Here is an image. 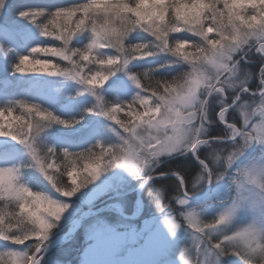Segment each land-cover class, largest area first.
<instances>
[{
    "label": "clouds",
    "instance_id": "obj_1",
    "mask_svg": "<svg viewBox=\"0 0 264 264\" xmlns=\"http://www.w3.org/2000/svg\"><path fill=\"white\" fill-rule=\"evenodd\" d=\"M146 2L149 4V7L144 9V11L149 13V15L144 20H141L139 24L135 23L139 17L131 11V8L136 6V0H128L129 7L125 11H121L122 5L117 0L115 5H105V8L111 7V11L105 12V9L98 8L93 10L92 13L95 20L99 23H104L105 18L112 21L115 17V24L121 26L122 30L126 32L122 41L110 48L114 54L104 55L101 52L102 49H106L103 45L94 49L95 59L107 58L115 60V64L105 67L103 71H111L113 74L123 72L128 79L129 75H135L137 79H145L146 77V84H151L157 89H159L161 81L169 82L171 85L162 93L163 99H161L160 95L153 98L145 97L149 101L148 107L151 109L155 105L156 110L151 111L144 118V121L138 122L130 132H125L124 129L121 130L116 123H113L117 126L114 130L119 136L117 144L122 142L123 137H137L142 143L137 144L136 150L129 159L117 164L116 162L120 161L118 156L115 164H113L111 157L108 156L104 158L105 162L102 163V167L104 171L117 166L123 168L133 180L139 182L140 188H144L147 181L151 179V170L158 163V158L162 155L183 154L189 151L195 154L198 146L208 143V140L202 138L204 124L201 123V119L203 117L198 116L197 113L206 112L207 98L213 93L223 97L225 89L238 88L240 91L245 90L244 85L247 72L245 71L244 75L239 74L241 70L238 68L237 60L234 58L236 54L247 50L248 52L254 51L259 53L264 58V0H212L205 7L199 20H195V18L191 20H179L175 18L173 15L174 0H146ZM4 3L5 0H0V7ZM152 5L155 6L154 9ZM138 27L154 37L155 42L152 46L144 43H125L129 34ZM180 32L190 33L197 39L193 41L173 35ZM137 45H143V47H137ZM41 48H44L45 51H34V49ZM40 53L45 54V56L58 57L60 60L65 61L61 56L60 47H42L37 45L32 47L28 54L21 55L29 59L31 57L30 60L36 61L35 65L48 66L45 70L41 71L38 68L34 69L33 72L59 76L67 81L81 85L82 90H78L75 93L77 96L83 93L91 94L94 98L96 95L101 96L98 90L103 87L107 80L99 85V87L86 91L87 86L79 80L70 79L58 72L52 71L55 67H67L69 66L68 64L61 66L59 63L53 64L50 59H36L34 54L38 55ZM158 53H167L174 58L171 61H166V63H183L187 65L186 69L172 75L170 78H160L153 75V69H144L138 73L126 71L127 66L132 60L144 59L155 56ZM67 54V52L64 53V55ZM21 56L12 65L15 72H18L16 71V66L19 64ZM77 58L78 54L73 57L74 60ZM92 59L93 55H90L89 60L91 61ZM124 61H127V63L125 64ZM88 69L92 71L94 67H89ZM222 69L228 71V78L221 86L217 87L218 72ZM261 69H264V63L261 64ZM19 73L26 74V71ZM129 80L137 88L133 80ZM259 84L261 88H264V79H260ZM138 90L139 92L133 97L141 94V90ZM260 102L264 103V97H260ZM119 103L126 102L105 101V107ZM30 104L41 111L55 115L52 111L38 104ZM12 107L14 109L18 108L17 105ZM4 108L0 107V110ZM244 111H247L249 116H253L251 104L236 106L238 116H241ZM0 115H3L2 111H0ZM218 115L221 117L219 119L220 122L224 123L225 108L223 106ZM106 119L112 122L108 118ZM255 119L258 125L264 126V112L259 113V116L255 117ZM165 120L167 123L162 124L161 122ZM20 121L18 120L17 123L22 124ZM34 123L40 124L37 120H34ZM53 124L57 123L49 121L40 124L39 134L44 129L50 128ZM231 133L232 129L228 127V137L231 136ZM39 134H34L35 140ZM153 140H156L159 147H146ZM245 142L247 144L246 147L242 146L239 140H234L226 151L213 150L210 155L212 166L216 169L215 173L210 171L209 168H203L202 173L198 174L196 180V185L207 187L213 180L219 181L224 179L228 170L232 168L231 174L228 175V183L234 189L235 194L223 202L220 210L210 220L202 219L200 212L194 208L185 209L183 215L180 213V216L175 218V222L178 225L176 230L182 221L189 229H192L193 240L197 246L204 240L211 243L209 238L213 234L219 233L221 236L227 234L225 233V229L231 225L234 218L246 205L259 208L260 215L264 216V206H258L264 205V160L252 158L241 164H236L239 157L252 144L259 145L264 150V138L255 143L247 142V138H245ZM37 147L44 164L38 167L28 154L31 163L27 166L37 170L59 195L71 197L82 187H79L77 191H73L70 196L65 195V193L72 191V189L77 188L81 184L84 186L91 183L99 177L98 175L95 180H92L85 171L74 172L69 176L67 173L74 166L80 168L82 165L79 160L75 161L74 165L73 161L68 159L62 160L60 158V153L69 152L67 149L57 151L53 147ZM49 148L53 149L52 153L48 151ZM26 151L28 153L27 149ZM53 155L56 157L55 166L49 168L47 164L50 156ZM234 164L236 166L233 168ZM41 167H43V171H41ZM172 174L178 176L175 172ZM21 175L22 173L18 168L16 184L27 188L28 193H40L42 196L47 197V200L38 207L32 202L31 196H26L24 193H21L18 197L10 196L5 199L3 206L0 207V239L11 241L13 244L24 245L25 241L34 237L35 241L42 243L47 238L50 229L59 222L68 205L61 204L67 206L59 213V218L51 216L49 214L51 212L50 202H58L42 192L33 191L27 187L21 182ZM73 179L76 181L75 184L72 183ZM148 192L154 197L155 202V195L161 194L163 189L157 187L155 190L149 189ZM241 193L245 197L244 199H240ZM183 196L187 198L189 193L185 191ZM253 197L256 198L254 203L250 200ZM236 200H239V206L233 208V201ZM21 204L24 205V208L20 207ZM46 204H48L47 211L45 210ZM17 208H19V211H17ZM32 213L36 215L33 216ZM189 213H194L199 221V223L196 220L192 221V224H195L196 228L203 229L204 225H209L210 227L206 230H195L184 221V216ZM37 218H41L53 225L48 229L46 235L43 229L38 226ZM238 228L241 231L228 239L221 248L204 247L201 250L203 260L200 261V264H219V257L224 255L238 257L241 264H264V222L253 218L249 223ZM170 234L174 235L175 232ZM38 245L39 243L30 245L24 252L11 250L0 252V264H21V261L22 264H39L36 258V253L40 250ZM11 253H16L17 258H11ZM181 255L184 257L182 264H197V260L188 255L187 248L181 250Z\"/></svg>",
    "mask_w": 264,
    "mask_h": 264
},
{
    "label": "rangeland",
    "instance_id": "obj_2",
    "mask_svg": "<svg viewBox=\"0 0 264 264\" xmlns=\"http://www.w3.org/2000/svg\"><path fill=\"white\" fill-rule=\"evenodd\" d=\"M11 6V1L5 0L4 5L0 7V14L3 15V19L0 20V53L8 52L7 49L15 45L19 48L17 51L22 53H18L21 56L25 55L24 53L37 45L36 37L38 35H36V33H40V31L36 24L32 23L29 18L21 17L19 13L21 11L38 10L15 9ZM79 16L80 13H77V15L73 17V20L77 19ZM8 17L11 19L10 21H7ZM35 19L38 23H43V18L41 16H37ZM61 23H63L62 19ZM72 27H75L74 24ZM137 31H143L147 34L148 43L154 44V37L139 27L130 33L125 41H135L137 39ZM86 34L88 35L86 38L87 44L90 40V33L82 31L79 33V36L84 37ZM173 35L178 38L189 40L194 38L195 40L197 39L195 36L187 32H180ZM79 36L76 34L74 37L77 38ZM53 37L55 38L54 35ZM246 52L248 51L245 50L243 53L236 54L234 58L237 60L238 64H250L249 61L246 60L248 57L246 56ZM159 54L163 55V53H158L155 56L146 57L144 59L132 60L127 66L126 71L130 72L131 68H136L139 72L144 69H150L157 64L160 59ZM253 54L255 55L258 66L256 69L257 76L255 79V88L253 90L249 89V92H244L237 89L232 93V89L230 92L229 89H225L223 97H220L216 93L208 96L205 112L206 121L204 123V133L202 136V138L208 140L207 144L198 146L195 150V154L189 151L183 154L173 153L159 157L158 163L155 164L151 170V179L147 181L144 188H140L139 182L133 180L126 171L119 166L106 171L102 170V173L95 181L84 185L75 193L77 206L72 207L68 205L67 210L60 218L62 225L52 232L49 231L47 238L42 243L36 242V244L39 243L40 245V250L36 253V258L38 259L40 257L39 264H67L62 262V259L60 262L55 260L54 258H57L55 255H50L48 259H46L48 256L47 254L51 250H59V248H62V246L66 244L72 236L79 232L80 229L83 234L81 240H77L78 245L70 249L72 260L69 264H182L184 257L181 255V250L184 248H187L188 255L193 259H196L197 264H200V261L203 260L201 250L204 247L212 248V245L222 238L221 234H213L209 238L211 243L204 240L200 242L199 246H197L193 240L192 229H189L181 221L179 228L175 231V234L172 235L165 226L164 219L166 215H171L174 218L179 217L180 213L185 209L194 208L200 212L202 219L210 220L216 212L220 210L223 202L235 194L234 189L228 183V175L231 174L232 168L228 170L224 179L219 181L213 180L207 186L209 191L203 200L195 202L187 198V204L182 206L179 205L177 201L178 199L184 198L181 181H183L185 191H187L183 177L178 173L177 176L173 175L172 172L170 173L166 170H159L158 166L164 160H174L182 155H187L189 159L188 161H194L200 168V171L203 169V166L200 163L201 160L205 161L209 166V170L212 171V166L200 155L204 150L205 153H209L210 150L221 146L224 147L223 149L226 151L231 146L232 141L227 139V125L233 124L236 127H240L242 122V117L237 115L236 104L233 103V98L239 96L238 103H243L245 101L250 102L253 99L251 95L252 92L256 93L257 98L259 97V89L261 88L259 80L264 79V71H261V64L264 63V58L254 51ZM163 56L166 58V61H171L173 59L169 54ZM39 58L40 57L37 59ZM171 66L173 65H167V72H169ZM162 67H165V65ZM184 67L186 69L187 65L185 64ZM18 76L19 77L16 78L19 82L7 88L9 94L20 95L19 98H23L26 102H29L26 103L29 107L32 106L30 103H35L52 112L59 113L57 114L58 118L63 117L66 121H77V123L68 126L53 124L50 128H46L40 132L39 136L36 138V143H44L46 147H54L51 140L58 139L63 144L69 145L68 149L67 147H63L64 149H67L71 153H79L95 146L97 142L105 147L119 142V136L114 130L117 126L120 127L119 125L112 126L104 123V121L99 120V117H101L100 115H96L94 112H88L87 109L78 118L75 116V113H71L72 108H75L74 106L77 103L72 99V96L69 97V89L65 83H53L55 90L52 87L46 86L45 81L36 79V82H34L32 79L21 77L24 75L20 74ZM41 76L44 77L45 75L42 74ZM245 88L248 89L247 87ZM138 92V89L135 88L134 84L123 72H116L111 75L108 84L99 91L100 95L109 94L111 97L109 95L107 96L111 101H126L127 99H132ZM40 93H42V95H38ZM83 94L92 96L88 93ZM149 98H151L150 95ZM10 100L11 98L2 99L0 97V106L8 104ZM58 100L62 102L61 106L56 108L55 103ZM85 104L86 103H84V105ZM229 105H231V107H229ZM222 106L225 108L224 123H221L218 117V113ZM77 108L78 107H76V110ZM127 110V107H125L118 114L121 119H128V117L125 116ZM137 110L143 112L144 109L139 105V109L137 106V109H133V112ZM22 112L25 120H28L29 116L33 119H39L35 111L28 113L23 109ZM236 120H238V126L234 123ZM55 130H59L58 133H62V136L61 134H58L56 136L54 135L55 137L53 138L52 135ZM108 130H110V132H108ZM121 130L123 129L121 128ZM99 131L102 133V136L104 135L106 138L100 136ZM69 135L71 138H69ZM10 142L16 141L12 140L10 137H0V152L7 150L5 147L3 148V146H8ZM14 145H12L13 147H8L10 151L8 150L7 153L15 150L13 148H16L17 146L14 147ZM94 151L98 152L99 148L94 149ZM252 158L264 160V150H262L259 145L252 144L239 157L236 164H241ZM104 162L105 161L103 160L102 163ZM116 163L119 164L121 161H117ZM236 164L232 167L234 168ZM79 171H82V167L77 168L76 172ZM212 172L215 173L214 171ZM161 173H163V175H161ZM178 177L180 180H178ZM164 178H172L179 187V193L173 197L171 203L168 202L170 198L166 197L163 201L159 200L158 203H156L157 201L154 202L153 209L144 208L142 194L145 189L150 187V185H154L151 188L154 190L157 187L161 188V185L163 184L161 179ZM196 180L197 178L193 180L194 184L191 187V190L187 191L189 196H198L205 190V188H207L196 185ZM194 185L196 186L194 187ZM137 195L140 196L142 204L137 198ZM155 196L160 197V194H156ZM57 198L58 197H55L54 199L57 201ZM173 202L174 204L172 205ZM88 209H91V211L85 213L81 217L82 219L79 223L78 219L79 215H81L80 213ZM162 209H164V211H161ZM253 218L264 222V216L260 215L259 208L246 205L234 218L231 225L225 229V233L230 234L234 229L249 223ZM67 230L72 231V233L66 234L50 249V251L41 257V254L48 243L57 235L66 232ZM16 251L24 252L22 250ZM61 254L65 256L66 252H62ZM64 258L67 259L66 257ZM213 259H215V257H213ZM219 264H241V261L236 256L224 255L219 257Z\"/></svg>",
    "mask_w": 264,
    "mask_h": 264
},
{
    "label": "snow or ice",
    "instance_id": "obj_3",
    "mask_svg": "<svg viewBox=\"0 0 264 264\" xmlns=\"http://www.w3.org/2000/svg\"><path fill=\"white\" fill-rule=\"evenodd\" d=\"M212 2V0H174L173 7V15L175 18L179 20H191L195 18V20H199L201 17L205 7H207L208 3ZM117 0H89L88 3L72 5L69 7L58 8L54 12L45 14L43 10L38 11H21L19 15L24 18H29L30 21L36 24L42 36H51L54 35L55 39L61 41L60 52L61 56L65 61H67V67H55L53 72H58L61 75L66 76L70 79H77L81 83L85 84L86 91H90L96 88L98 85L103 84L106 80L109 79L113 73L111 71L105 72L101 69H95L88 72L91 73L90 76L84 74V68L86 65H82V61L98 63L99 65H108L109 67L115 64L114 59H93L90 61L89 57L94 53V49L103 45L106 49H110L113 45L119 44L126 32L122 30L121 26L115 24L113 18L112 21L107 20L105 18L104 23H99L95 20L93 10L101 8L105 9V12L111 11V7L105 8V5H115ZM119 3L122 5L121 11H125L128 9V0H119ZM149 4L146 0H136V6L131 8V11L135 13L138 20L135 21L136 24H139L141 20H144L149 13H146L144 9L148 8ZM153 9L155 8L152 5ZM80 13V16L73 20V17ZM37 16H43L45 18L44 23H38L36 21ZM61 19L63 23H61ZM74 24V28L72 25ZM82 31H87L90 33V40L83 48H71L69 47L70 41L73 37ZM137 47H143V45H137ZM122 50V49H120ZM34 51H45L44 48L34 49ZM67 52V55L64 53ZM78 59H73L74 56H77ZM36 61L30 60L26 56H21L19 58V64L16 66V71L25 72L31 71L32 69H26L24 65L26 64H35ZM126 64L127 61H124ZM48 66L42 65V70H45ZM264 71V69H261ZM228 78V71L221 70L218 72V78L216 80V86L219 87L223 84V82ZM129 79L133 80L136 84L137 88L141 90V94L133 97L131 101L126 103H119L116 105H109L105 107V100L102 96L96 95L95 101L96 103L92 108L87 109L88 112H94L96 115L104 116L109 120L115 122L120 128L124 129L125 132H130L132 128H134L138 122L144 121V118L147 117L151 111H155V105L150 109L148 107V99L145 97L153 98L154 96L160 95L161 99H163L162 93L171 85L169 82H160L159 89L153 87L151 84H146L145 79H137L135 75H129ZM249 89L244 90V92H249ZM95 95V94H94ZM253 99L248 102L245 101L243 103H238L239 96L233 98V103L237 105L244 104L252 106L253 116H249L247 111H244L241 115L242 122L240 127H236L233 124H228L227 126L232 129V133L230 137L227 139L234 141L239 140L241 145L246 147L247 144L245 142V138H247V142L255 143L256 141L264 138V126L258 125L255 117L259 116V113L264 112V103L260 102V97H264V88L259 89V97L255 92L251 93ZM139 104L141 108H143V112L137 110L133 112V106ZM16 105L19 108L25 109L28 113L33 111L36 112V115L39 119H33L29 116V119L26 123L19 124L18 126H14L9 118L12 117V113L14 111L13 107H5L0 110L3 112V115H0V137H10L14 141H18L20 144L24 145V147L28 150V154L31 157L32 161L40 167L44 164L43 160L40 158L39 148L36 146L35 135L39 134L40 124H44L46 122L57 123L61 125H73L77 123L76 120L66 121L58 118L56 115L52 113L44 112L36 108L35 106L29 107L23 101H17ZM127 107V112H125V116L128 117L127 120L121 119L119 117V113L122 109ZM231 107V105H229ZM198 116H202L201 123L204 124L206 121V115L203 112H198ZM219 119L221 117L218 115ZM6 119L8 122L5 123ZM16 121L21 120V117H16ZM34 120L40 122V124H35ZM162 124H166L167 121H162ZM8 129L7 131L5 129ZM178 131V130H177ZM142 143L137 137H123L122 142L119 144H113L105 147L104 145L97 142V144L85 151L79 153H71V152H63L60 153V158L68 159L73 161L75 165V161L79 160L82 165V171L88 173L92 180H95L98 175H100L101 171L104 170L102 167V161L105 157L110 156L112 159V163L115 164L117 157L119 156L120 161L124 162L129 159L132 153L136 150L137 144ZM152 146L159 147L156 143V140H153L146 145V147L151 148ZM99 148V151H94V149ZM48 151L50 153L53 152V149L49 148ZM56 157L55 155L50 156L47 167L51 168L55 166ZM203 168H209L208 164L201 160L200 161ZM77 167L74 166L67 175L71 176L72 173L76 172ZM41 171H43V167H41ZM18 174V167H0V199L11 197H18L21 193H24L26 196H31L32 202L35 203L38 207L41 203H44L47 200V197L42 196L40 193H28L27 188L16 184ZM211 174V173H210ZM72 183L75 184L76 181L73 179ZM183 181H181V187H183ZM79 187H83V185H79L77 188L72 189L65 193V195H72L73 191H77ZM245 197L241 193L240 199H244ZM256 198H250V200L254 203ZM51 203V212L49 213L51 216L59 218V213L64 210V207L67 205H61L59 203L50 202ZM177 203L179 205H186L187 198L178 199ZM239 206V200L233 201V208ZM264 206V205H258ZM21 208H24V205H20ZM159 207V205H158ZM48 204L45 205V210L47 211ZM161 211H164L162 209ZM35 216V213H32ZM183 215V212H182ZM197 220L194 213H189L184 216L185 223L190 224L195 230L201 231L206 230L210 226L204 225L203 229L196 228L195 224H192V221ZM38 226L43 229L44 234H47L49 228L53 225L49 224L47 221L37 218ZM164 224L168 228L170 233H174L178 225L175 222V218L171 215H166L164 219ZM241 231L240 228H236L230 234H225L219 239L214 245L213 248H221L222 245L230 239L232 236L236 235ZM39 235V234H38ZM40 247V245H38ZM35 250V249H34ZM11 258H17L16 253L10 254ZM22 264V261H21Z\"/></svg>",
    "mask_w": 264,
    "mask_h": 264
},
{
    "label": "trees",
    "instance_id": "obj_4",
    "mask_svg": "<svg viewBox=\"0 0 264 264\" xmlns=\"http://www.w3.org/2000/svg\"><path fill=\"white\" fill-rule=\"evenodd\" d=\"M12 6L15 9H22V10H26V9H33V10H43L45 11L46 14L53 12L55 9L58 8H63V7H69L72 5H78V4H83V3H88L89 0H10ZM35 3L36 4H32V6L29 5V3ZM58 2V4H56L57 6H49L52 5V3H56ZM8 16V15H7ZM43 18V23L45 22V18L43 16H41ZM3 19V15L0 14V20ZM11 19H9L7 21H10ZM1 24V21H0ZM37 30V29H36ZM87 32V31H86ZM80 33V32H79ZM79 33L78 36H79ZM88 33V32H87ZM36 35H38L36 37V44L40 45V46H49V47H60L61 46V42L57 39H55L53 37V35L49 36H42L40 33H36ZM88 37V35L86 34V36L82 37H74L69 44V47L71 48H83L86 46V38ZM136 40H128L125 41L126 44H134V43H144V44H148L149 46H152L153 44L148 43V35L145 34L143 31H137V36H136ZM193 41H195V38L192 39ZM36 45V46H37ZM7 48V47H6ZM9 48V47H8ZM12 49V51H11ZM8 52H4V53H0V82L3 81H7V82H11V81H16L15 79H17L16 77H19L18 75H20L21 73L19 72H15L13 70L12 65H14L17 60L18 57L20 56L19 53L17 51L16 46H12L9 49H7ZM29 50L24 53L25 55L28 54ZM101 52L104 55H112L114 54L113 50L111 49H102ZM19 53V54H18ZM93 56L95 55V53L92 54ZM163 55H168L166 53H163ZM162 54H159V60L157 62L156 65H154L153 67H151L150 69H153V75L160 77V78H170L172 75H175L176 73L183 71L185 69L183 63L181 64H175V63H166V58L163 56ZM35 58L37 59L38 57H40L39 59H50L52 61L53 64L59 63L61 66L66 65L68 62L67 61H62L60 60L58 57H52V56H45V54L40 53V54H34ZM246 56H248L246 58V60L249 61L250 64L248 65H244V64H238V68L241 70L239 72L240 75H244L245 71L247 72V78L245 80V87H247L250 90H253L255 88V82H256V72H257V63H256V59H255V55L252 52H246ZM170 58V57H169ZM173 58V57H172ZM31 59V57H30ZM78 59V58H77ZM163 59V60H162ZM174 59V58H173ZM172 59V60H173ZM82 65H86V67L84 68V74L90 76L91 73L88 72V68L89 67H94V70L96 68H99L101 70H103L105 67H109L108 65H99L98 63H93V62H86V61H82L81 62ZM160 64V65H159ZM163 65H165V67H162ZM167 65H173L170 67L169 72H167ZM24 67L26 69H32L31 71H27L26 70V74H21L24 76H21L22 78H29V79H40L42 81H45L46 83H48L53 89H55L54 84H59L61 82L65 83L69 89V97L72 96L76 103L75 104V108H72L71 113H75V116L78 118L82 115V113L88 109V108H92L93 105L96 103L94 96H90V95H82V96H77L75 95V93L78 90L82 89V86L72 82V81H67L59 76H51V75H46L42 77L40 73L37 72H33L34 69H41L42 71V66L39 65H35V64H26L24 65ZM246 67V68H245ZM52 71H54V69H52ZM161 71H165V72H161ZM130 72H136L138 73L139 71L136 68H131ZM110 81V77L109 79L106 81V83L103 85V87L105 85L108 84V82ZM54 83V84H53ZM1 85V84H0ZM99 87V85L97 86ZM102 87V88H103ZM101 88V89H102ZM101 89H99L98 91H101ZM238 89V88H237ZM237 89H232V93H234L235 90ZM56 90V89H55ZM139 91V90H138ZM231 91V89H229V92ZM105 93V92H102ZM9 90H3L2 91V95L4 97H9ZM42 95V94H40ZM109 94H101V96L104 98L105 101L108 102H114L111 101L110 98L107 96ZM150 95V93H149ZM110 96V95H109ZM232 96V95H231ZM86 97V98H84ZM111 97V96H110ZM228 99V98H227ZM17 101H25V99L23 98H19L17 97V95L13 96L9 102V104L4 105V106H0V107H12L14 105H16ZM131 101V99H127L124 102H128ZM61 102L60 100H58L55 104H56V108H58L59 106H61ZM84 103H86L84 105ZM83 106V108H82ZM139 109V104H136L133 106V109ZM76 107L77 110H76ZM218 107V106H217ZM23 109L22 108H15L13 113H12V117L9 118L11 120V122L14 124V126H18L19 123H17L16 121V117H21V121L20 123H26L27 120H25L24 118V114H23ZM61 111V110H60ZM54 112V111H53ZM64 112V111H63ZM55 115L59 114L57 112H54ZM58 117V115H57ZM63 119V117H60V119ZM99 120L104 121V123L110 124V125H114L113 123L115 122H110L108 121L106 118H104L103 116L99 117ZM238 120H236V125L238 126ZM8 122V119H6L5 123ZM6 131L8 130L7 128L5 129ZM59 130H55L53 132L52 137L54 138L56 135L61 134L62 133H58ZM108 132H110V130H108ZM100 136H102V133L99 131ZM68 134V133H66ZM55 135V136H54ZM68 137V136H67ZM102 137H105L104 135ZM71 138V137H69ZM106 138V137H105ZM51 140V138H50ZM51 143L54 145V149H56L57 151H59L60 149H62L63 147V143L62 142H57V140L53 141L51 140ZM15 144V145H14ZM37 146H45L46 145L44 143H36ZM14 145L17 146L13 152H8L10 146ZM5 147V151L0 152V167H13L16 166L19 168V171L22 173L21 175V182L24 183L27 187L31 188L33 191H39L42 192L44 194H48L49 197L51 198H57V202L60 204H67L70 205L72 207H76L77 206V199L75 194H73L71 197H64L62 195H59V193H56L53 188L51 187V185H49L44 178L41 176V174L35 170L32 167H28L27 165H29L31 163L30 158L28 156V153L26 151V149L24 148V146L22 144H20L18 141L16 142H10L8 144V146H3V148ZM13 147V146H12ZM224 147H216L212 150H210L209 153H205L204 151H202L201 153V157L204 158L207 162H209V164L212 166V161H211V152L213 150H217V151H224L223 149ZM4 150V149H3ZM10 151V150H9ZM188 156L187 155H182L179 158H175L174 160H164L159 164V170H163V171H167V172H175L180 174L183 179L184 182L186 184V190L190 191L191 187L193 186V180L195 178H197L198 174H201L202 171H200V168L198 167V165L190 160L188 161ZM167 169H165V168ZM169 167V168H168ZM157 170V171H159ZM212 171H216V169L212 166ZM163 181V184L161 185L163 192L160 194V197L155 196V202L158 203L159 200L163 201V199H165L166 197H169L170 200L168 202L171 203L173 197L175 195H177L179 193V187L177 185V183L172 179V178H164L161 179ZM152 186L154 185H150V187H147L144 191V193L142 194V198L144 200V208L146 209H153V205H154V197H152V195L148 192L149 189L152 188ZM154 190V189H152ZM7 198H3L0 199V207L3 206L4 200ZM60 199V200H58ZM101 199V198H99ZM98 199V200H99ZM174 204V202L172 203V205ZM88 207V206H87ZM151 209V211H152ZM173 209V208H172ZM17 211H19V208H17ZM149 211V210H147ZM62 225V221L59 220L58 223H56L54 225L53 228L50 229V232H52L53 230H55L56 228L60 227ZM82 230L80 229L79 232H77L74 236L71 237V239L62 246V248L55 249V250H51L47 255L46 259H48V257L50 255H55L57 258H54L55 260H57L58 262H60V260L62 259V262H65L67 264H69L72 260V255H71V251L70 249L74 246H77V240H81V236H82ZM37 241H35V238L32 237L30 240L25 241L24 245H17V244H13L11 241H6L3 239H0V252H5L8 250H22L25 251L29 248L30 245H35ZM75 243V244H74ZM33 250V249H32ZM62 252H66V255L63 256L61 253ZM64 257H66L67 259H65ZM51 258V257H50ZM45 259V260H46Z\"/></svg>",
    "mask_w": 264,
    "mask_h": 264
},
{
    "label": "water",
    "instance_id": "obj_5",
    "mask_svg": "<svg viewBox=\"0 0 264 264\" xmlns=\"http://www.w3.org/2000/svg\"><path fill=\"white\" fill-rule=\"evenodd\" d=\"M174 177L177 178L176 176H174ZM178 180H180V179L178 178ZM208 191H209V189H208V187H207V188H205V190H204L200 195H198V196H188L187 198H189L191 201L198 202V201L203 200V199L206 197ZM184 192H185V188H184V186H183V187H182V194H183ZM137 198L139 199L140 203L142 204V201H141V198H140L139 195H137ZM89 211H91V209L85 210V211H83V212L80 213L81 215H79V219H78V222H79V223H80V221H81V219H82L81 217H82L85 213H87V212H89ZM121 212H122V209H121ZM79 223H78V224H79ZM69 233H72V231L67 230L66 232L60 233V234L57 235L55 238H53V239L48 243V245L46 246V248L43 250V252H42V254H41V257H42L44 254H46L48 251H50V249H51L52 247H54V246L56 245V243H57L59 240H61L66 234H69ZM39 259H40V257L38 258V261H39Z\"/></svg>",
    "mask_w": 264,
    "mask_h": 264
}]
</instances>
